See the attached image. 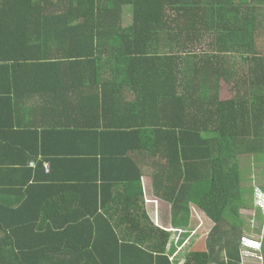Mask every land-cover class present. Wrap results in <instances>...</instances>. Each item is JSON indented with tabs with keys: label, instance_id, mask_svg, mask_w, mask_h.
<instances>
[{
	"label": "trees",
	"instance_id": "obj_1",
	"mask_svg": "<svg viewBox=\"0 0 264 264\" xmlns=\"http://www.w3.org/2000/svg\"><path fill=\"white\" fill-rule=\"evenodd\" d=\"M262 36L264 0H0V264H249ZM146 170L172 229L213 223L206 252L153 222Z\"/></svg>",
	"mask_w": 264,
	"mask_h": 264
},
{
	"label": "rangeland",
	"instance_id": "obj_2",
	"mask_svg": "<svg viewBox=\"0 0 264 264\" xmlns=\"http://www.w3.org/2000/svg\"><path fill=\"white\" fill-rule=\"evenodd\" d=\"M131 17V9L125 8L123 21L124 25L130 24ZM258 45L264 53V36L261 37ZM244 67H246V64H244ZM230 96L231 93L227 86L222 90V99L229 98ZM241 166L243 169L242 183L244 189V199L248 205L241 210V216L244 220L250 223L252 229L248 231L247 235L244 237V246L247 247L248 251H246V256L251 255L250 257H252V259H247V257L246 262L249 264H264V252L263 249L262 251L260 249L262 238L264 239V226L262 228L260 238L255 237L258 235H255L254 233L255 229L260 225L259 220L263 221L264 219V193H262L260 189L256 188V185H258L257 179L259 178L257 175L259 173L262 174L264 169V161L253 160L252 157L246 155L241 160ZM262 179L264 180V177ZM149 192L151 193V196L149 195ZM146 199L145 206L153 222L157 226L164 229L168 228V230L171 231V242L173 246H179V251L181 254L182 252H186L189 249H192L191 251L202 253L207 251L206 239L213 227V223L199 209L195 207L193 208L191 228L188 231H178L170 227L171 206L157 199V197L154 195V189H152V191H147ZM258 208H260L261 211H259ZM260 213L262 215H260ZM184 236L187 237L184 238ZM184 239L185 242L181 244V241H184ZM191 242L192 244H190Z\"/></svg>",
	"mask_w": 264,
	"mask_h": 264
},
{
	"label": "crops",
	"instance_id": "obj_3",
	"mask_svg": "<svg viewBox=\"0 0 264 264\" xmlns=\"http://www.w3.org/2000/svg\"><path fill=\"white\" fill-rule=\"evenodd\" d=\"M31 120H32V117L30 118V116H28L26 118L20 117L19 122L23 123V124H27V123L31 124ZM14 121H15V119H14ZM38 125L40 126V124H38ZM143 187H144V194H145V199H146L147 191L148 190L152 191V189H153V182L151 180V171H149V170L145 171V177H144V180H143ZM149 195L151 196L150 192H149ZM170 224H171V216H170ZM165 229L168 230V228H165Z\"/></svg>",
	"mask_w": 264,
	"mask_h": 264
},
{
	"label": "built area",
	"instance_id": "obj_4",
	"mask_svg": "<svg viewBox=\"0 0 264 264\" xmlns=\"http://www.w3.org/2000/svg\"><path fill=\"white\" fill-rule=\"evenodd\" d=\"M47 170L49 171V165L46 164Z\"/></svg>",
	"mask_w": 264,
	"mask_h": 264
}]
</instances>
